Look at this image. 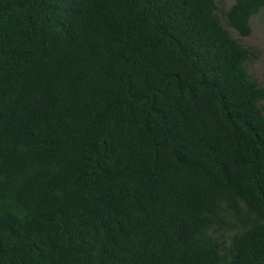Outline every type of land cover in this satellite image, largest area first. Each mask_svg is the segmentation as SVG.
Here are the masks:
<instances>
[{"label":"trees","instance_id":"trees-1","mask_svg":"<svg viewBox=\"0 0 264 264\" xmlns=\"http://www.w3.org/2000/svg\"><path fill=\"white\" fill-rule=\"evenodd\" d=\"M250 56L214 0H0V264H264Z\"/></svg>","mask_w":264,"mask_h":264},{"label":"rangeland","instance_id":"rangeland-1","mask_svg":"<svg viewBox=\"0 0 264 264\" xmlns=\"http://www.w3.org/2000/svg\"><path fill=\"white\" fill-rule=\"evenodd\" d=\"M216 5V16L222 26L239 44L251 51V56L245 64V70L251 81H254L264 89V9H260L250 19L251 33L248 37L239 36L225 22V13L233 5L234 0H214ZM264 108V103L262 104ZM217 235L228 243L232 232L227 229L220 230Z\"/></svg>","mask_w":264,"mask_h":264}]
</instances>
